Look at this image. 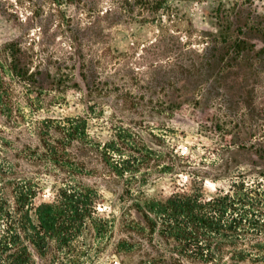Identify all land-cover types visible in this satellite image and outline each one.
<instances>
[{
    "label": "rangeland",
    "instance_id": "rangeland-1",
    "mask_svg": "<svg viewBox=\"0 0 264 264\" xmlns=\"http://www.w3.org/2000/svg\"><path fill=\"white\" fill-rule=\"evenodd\" d=\"M166 4L165 13L153 14L125 0H0V70L7 45L15 43L35 74L25 82L4 73L12 83L11 103L0 110L6 130L81 116L98 141L125 134L128 152L116 159L134 155L133 147L142 150L115 187L106 186V168L94 155L86 157L81 173L49 163L45 151L37 205L54 202L63 179L77 172L100 184V215L116 218L114 232L99 236L89 227L79 243L89 253L69 258V264H120L114 248L134 201L189 191L181 170L209 173L204 193L211 197L218 188H231L235 174L215 179L227 162L246 172L258 160L245 154L234 160L228 148L236 131L247 132L246 142L256 147L264 143V0ZM239 40L253 50L228 48ZM171 99L177 106L168 109ZM203 114L220 119L224 130L214 133L212 123L202 127ZM130 176L137 178L133 194L124 193Z\"/></svg>",
    "mask_w": 264,
    "mask_h": 264
},
{
    "label": "trees",
    "instance_id": "trees-1",
    "mask_svg": "<svg viewBox=\"0 0 264 264\" xmlns=\"http://www.w3.org/2000/svg\"><path fill=\"white\" fill-rule=\"evenodd\" d=\"M167 0H125L131 8L140 7L153 14L168 10ZM228 48L251 52L246 41L229 42ZM229 50V49H227ZM15 43L6 47L7 60L0 70V110L12 99V83L8 75L25 82L35 76L21 58ZM264 52V50H263ZM225 55H230L229 51ZM3 62V61H2ZM170 102V103H169ZM172 104V106H170ZM168 109L177 106L168 101ZM179 105V104H178ZM0 117V264H69L68 259L89 253L79 244L92 227L101 236L114 232L116 218L102 217L98 211L100 184L89 183L72 172L59 185L52 203L36 204L45 175V151L49 163L72 171L87 167L86 157L102 162L107 174V187H115L131 171L129 163L142 150L131 148L124 156L125 134L109 142L96 140L89 132L88 119L68 117L45 123L39 121L27 130L10 132ZM8 117V116H7ZM202 127L212 123L213 132L224 126L217 117L205 114ZM11 126V130H12ZM130 137L134 131L126 130ZM247 132L236 131L228 148L234 160L240 155L258 158L248 171L231 168L217 172L215 179L232 174L228 191L217 189L207 197L204 185L209 173L186 168L189 191H177L165 200L136 198L132 214L123 219V236L116 242L114 254L120 264H240L264 259V143L247 141ZM129 145V144H128ZM128 157V158H127ZM260 160V161H259ZM168 166V170L179 169ZM37 168L38 170H34ZM237 169V168H236ZM127 179L124 193L135 192L136 176ZM133 180V181H132ZM102 185V184H101ZM112 185V186H110ZM116 192V189L111 188Z\"/></svg>",
    "mask_w": 264,
    "mask_h": 264
}]
</instances>
